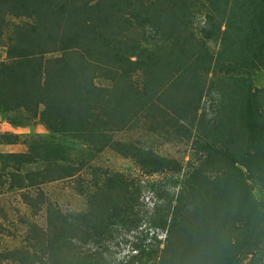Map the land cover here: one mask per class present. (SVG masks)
Returning <instances> with one entry per match:
<instances>
[{"label":"trees","instance_id":"1","mask_svg":"<svg viewBox=\"0 0 264 264\" xmlns=\"http://www.w3.org/2000/svg\"><path fill=\"white\" fill-rule=\"evenodd\" d=\"M9 27L0 113L40 115L59 138L32 135L28 151L5 154L0 190H24L32 215L45 210L46 223L29 226L24 246L5 250L0 262L264 264V85L252 76L264 73V0H0V44ZM207 94L217 103L211 118L202 110ZM166 119L183 134L173 138H194L201 151L187 170L114 139L150 120L165 128ZM68 139L116 147L146 175L182 172L180 188L150 211L140 181L100 172L88 208L65 214L40 186L87 167ZM143 224L161 227L163 239ZM112 225L135 232L125 235L120 258L107 246L118 231Z\"/></svg>","mask_w":264,"mask_h":264},{"label":"rangeland","instance_id":"2","mask_svg":"<svg viewBox=\"0 0 264 264\" xmlns=\"http://www.w3.org/2000/svg\"><path fill=\"white\" fill-rule=\"evenodd\" d=\"M205 15L201 13L196 16V26L202 25ZM10 20L15 19L10 18ZM11 32L12 28L9 27L2 40L3 44H0V62L8 61L7 46L10 35H12ZM212 48L215 49L216 46L213 45ZM252 76L256 84L260 83L264 85L263 72ZM134 78L137 82H141L142 76L138 72L134 74ZM97 82L103 83L102 80H98ZM213 102V99L207 94L202 103V110L204 108L206 109L208 118L214 116L216 112L215 104L217 103L216 101L215 103ZM19 114L13 112L9 114L10 117L8 118L5 114L0 113V175L4 173V166L7 164L4 160L5 154L28 151L27 142L30 143V137L32 135H43L47 137L51 135L57 139L59 138V134L52 133L48 129L46 122L40 118V115L33 116L30 114L20 116ZM166 120L168 121V126L166 125L165 128L161 124H156L157 120L154 123L150 120L132 130L116 133L114 139L115 141H133L141 148L153 150L156 154L167 157L168 159L179 160L184 164V169L187 170V163L192 162L191 164H194L197 162L200 159L201 151L197 149V144L193 142L194 138H191L190 141L179 137L173 138V135L183 134H179L176 131L173 133L169 124L170 120ZM11 121L14 122L12 123ZM160 121L162 122V119ZM7 132L19 135L18 140L5 142L2 135H5ZM192 135H196L194 131ZM50 138H45L44 141L47 142L51 140ZM68 141L75 149L76 158L79 156L80 161H86L87 167L74 177L60 179L40 186L46 192L47 197L55 203V206L65 214H75L88 208L89 189L92 187L100 172L109 171L111 173H121L127 176L129 180L134 179L137 182L140 181L144 186L141 194L142 208L150 211L153 209V204L156 200H166L173 194H176L180 188V182L175 184V180L179 179L181 181L183 179L182 172L168 171L146 175L134 158L121 155L116 147L108 146L97 151L91 146L81 145V142L76 139H68ZM102 175H99L102 177L101 179H103ZM147 183H154L156 190L148 186ZM23 191L9 188V184H6L0 190V259L5 250L24 246V237L29 226L33 223L40 225H45L46 223V211L41 210L36 216L32 215L31 209L23 200ZM254 192L257 197H260L261 194L257 185L254 186ZM112 226L118 231L114 232L113 238L107 241V246L110 251L116 254L117 258H120L129 249V243L125 235H131L135 232L124 229L119 230L120 227ZM142 228H149L150 233L155 231L159 239H163L164 237V232L161 227L153 228L147 224H143ZM135 231L142 230L137 229ZM87 247L94 249L98 245L94 246L91 243ZM1 263L16 264L17 262L13 260H2Z\"/></svg>","mask_w":264,"mask_h":264}]
</instances>
